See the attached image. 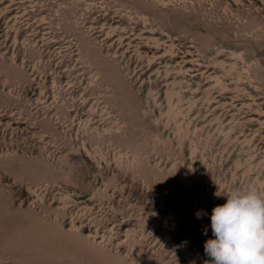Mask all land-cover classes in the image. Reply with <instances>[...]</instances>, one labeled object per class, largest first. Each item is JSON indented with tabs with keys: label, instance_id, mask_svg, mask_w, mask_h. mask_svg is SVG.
Segmentation results:
<instances>
[{
	"label": "rangeland",
	"instance_id": "374dc122",
	"mask_svg": "<svg viewBox=\"0 0 264 264\" xmlns=\"http://www.w3.org/2000/svg\"><path fill=\"white\" fill-rule=\"evenodd\" d=\"M249 184L264 0H0V264H208Z\"/></svg>",
	"mask_w": 264,
	"mask_h": 264
},
{
	"label": "clouds",
	"instance_id": "9594fccd",
	"mask_svg": "<svg viewBox=\"0 0 264 264\" xmlns=\"http://www.w3.org/2000/svg\"><path fill=\"white\" fill-rule=\"evenodd\" d=\"M223 196L226 203L210 216L214 239L204 244L208 264H264V192L249 184ZM203 214L197 211L196 217Z\"/></svg>",
	"mask_w": 264,
	"mask_h": 264
}]
</instances>
